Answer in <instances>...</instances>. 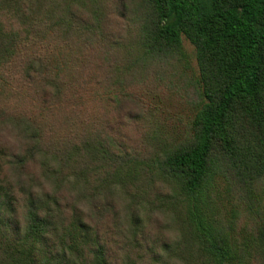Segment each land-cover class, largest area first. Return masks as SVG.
Segmentation results:
<instances>
[{
    "label": "trees",
    "instance_id": "obj_1",
    "mask_svg": "<svg viewBox=\"0 0 264 264\" xmlns=\"http://www.w3.org/2000/svg\"><path fill=\"white\" fill-rule=\"evenodd\" d=\"M0 264H264V0H0Z\"/></svg>",
    "mask_w": 264,
    "mask_h": 264
},
{
    "label": "rangeland",
    "instance_id": "obj_2",
    "mask_svg": "<svg viewBox=\"0 0 264 264\" xmlns=\"http://www.w3.org/2000/svg\"><path fill=\"white\" fill-rule=\"evenodd\" d=\"M182 45L187 54L190 68L196 70L194 46L185 37H182ZM147 104L149 120L146 121L143 130L150 148H155L161 142L178 139L185 131V125L194 113L191 107L186 105L176 94L170 92H153ZM214 187L220 203L230 208L231 204L228 201L223 181L217 179ZM173 234L171 231L170 236Z\"/></svg>",
    "mask_w": 264,
    "mask_h": 264
}]
</instances>
